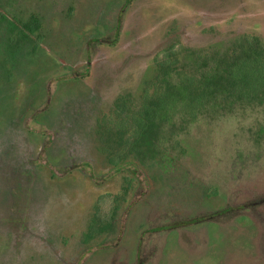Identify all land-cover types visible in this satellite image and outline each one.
<instances>
[{
  "label": "rangeland",
  "instance_id": "obj_1",
  "mask_svg": "<svg viewBox=\"0 0 264 264\" xmlns=\"http://www.w3.org/2000/svg\"><path fill=\"white\" fill-rule=\"evenodd\" d=\"M247 48L264 0H0V264H264ZM164 53L193 92L142 139Z\"/></svg>",
  "mask_w": 264,
  "mask_h": 264
},
{
  "label": "trees",
  "instance_id": "obj_2",
  "mask_svg": "<svg viewBox=\"0 0 264 264\" xmlns=\"http://www.w3.org/2000/svg\"><path fill=\"white\" fill-rule=\"evenodd\" d=\"M39 27V22L36 18H32L31 22H28L25 24V28L29 32H34ZM246 40V39H245ZM244 57V61L238 62L235 60L234 62V68L237 70L242 69L243 74L241 76H238L240 80L235 82L233 81V91L230 90V94H233L234 98L233 101L230 103V105L235 104V100H238L239 98L236 96H239L240 93L235 89L234 85H236L239 82L244 83L245 80H247L249 77L252 78L250 81L252 87H250L251 92H255V95H260V89L264 84V48H257V49H250L247 48L245 50H242L241 53ZM254 54H257V58L253 57ZM170 55L168 53H164L162 57V62L160 63V68L162 69L163 73L160 72L162 77L157 75V82L155 83L154 91L151 97H149L145 102V109L143 112V124L141 128V137L144 139L145 137H157L162 134L163 126L171 123L170 118V112L172 110V102L180 100L181 102H187L186 99L188 98V93L193 92L192 89L187 91V88L185 86H181L176 80H174V77L170 71V64L171 59L169 57ZM236 57L239 56V54L236 53ZM240 65H243L242 68H240ZM243 67L246 70H243ZM203 78V77H202ZM221 78V76H220ZM209 81L207 83V80L201 81V88L200 91L203 93L202 90H209V88H204L203 86H219L222 87L225 85V81L220 79ZM206 79V77H205ZM236 79V80H237ZM194 79L191 80L192 86L195 85ZM190 85V84H189ZM264 91V90H263ZM208 92V91H206ZM205 92V93H206ZM254 95V96H255ZM253 97V96H252ZM259 98L260 102L264 99V97H257ZM247 100H252L251 97H247ZM208 103V100L203 99V104ZM187 104V103H186ZM185 104V105H186ZM218 107H229L227 103H216L215 104ZM184 106V105H182ZM230 111L233 110V108L230 107ZM187 110V109H186ZM190 110L185 112V114H190ZM184 120H187L188 122L191 120L188 116ZM160 153V152H159Z\"/></svg>",
  "mask_w": 264,
  "mask_h": 264
}]
</instances>
